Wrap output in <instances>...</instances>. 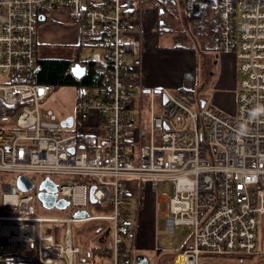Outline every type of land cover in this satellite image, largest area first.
<instances>
[{"label":"built area","instance_id":"built-area-1","mask_svg":"<svg viewBox=\"0 0 264 264\" xmlns=\"http://www.w3.org/2000/svg\"><path fill=\"white\" fill-rule=\"evenodd\" d=\"M144 2L138 0L136 8L133 0H0V173L16 175L15 183L0 184V264L9 252L32 249L37 264H106L110 257V264H136L142 188L167 181L174 191H162L154 207L159 210V200H165L168 234L185 225L192 237L169 264H216L222 255L264 257L256 244L264 214V114H251L264 105V0L217 2L218 47L236 63L233 114L207 102L195 109L167 88L159 92V108L154 89L141 90L134 104L127 77L140 63H131L126 35L133 24L142 30ZM168 2L173 17L183 20L200 0ZM150 8L156 19L161 7ZM55 9H64L89 37L91 52L80 60L107 69L102 97L86 92L75 99L76 131L73 124L63 126L52 108L42 107L50 85L17 80L38 69L40 23ZM162 14L168 21L167 11ZM92 112L97 133L87 125ZM34 174L75 178L51 179L56 199L67 201L64 208H52L67 209L66 216L35 214V207L51 208L39 201ZM19 175L32 181L31 188L17 186ZM130 181L136 183L133 207ZM91 187L94 203L109 204L111 214H88ZM81 210L86 216L76 217ZM90 221L110 224L96 230L91 250L82 251L71 226ZM43 248L58 256H43ZM145 256L149 264L152 256Z\"/></svg>","mask_w":264,"mask_h":264},{"label":"rangeland","instance_id":"rangeland-1","mask_svg":"<svg viewBox=\"0 0 264 264\" xmlns=\"http://www.w3.org/2000/svg\"><path fill=\"white\" fill-rule=\"evenodd\" d=\"M146 1V0H145ZM147 1L143 3L144 6L151 7V5ZM133 6L137 8L138 6V0H133ZM157 6V5H153ZM215 7H211L210 14L215 11ZM167 15H168V21L167 24L170 26V29H173L174 31H178L181 37H186L188 39V43H185L180 40V42H177L181 44L183 48H180L179 51H195L199 52L201 47L205 48L206 46V38H203V35L207 34L208 36H211L212 33L214 35V32H212L210 29L207 30V22L210 20V16H208L207 13L198 11L196 20V23L191 26V23H182V20L178 18V16L173 17L172 11L170 9V5L166 9ZM65 17V19H64ZM62 16L60 21L61 23H58L62 27V31H59L58 38H61V40L64 39V42H67V36L69 33L66 29L69 22L68 18L66 16ZM150 17V16H149ZM148 17V18H149ZM64 20H63V19ZM65 23H62V22ZM159 22L160 19L157 21L153 18V22ZM171 22V23H169ZM180 24V25H179ZM85 39V46L81 48L79 57L83 55H89L91 50L89 48L88 39L89 37L86 35L84 36ZM60 42V41H56ZM72 43V41H70ZM63 44V43H61ZM57 49H59L60 54H56L52 45L39 46V52L38 57H48V58H65V59H73L75 57L74 49L75 46L73 45H54ZM47 47V48H46ZM41 49V50H40ZM49 50H51L49 52ZM99 51V50H97ZM51 52H54L53 55L46 56L48 54H51ZM58 55L57 57H55ZM199 58V67L197 68L198 76L201 79H205L207 72L211 71V57L210 56H203L198 55ZM202 60V63L200 62ZM207 65V66H206ZM204 80L202 81V83ZM201 84H198V92L195 94V99L191 101L193 107L195 109H198L200 107L199 105V99H201L200 96H204L209 104H212V94L214 92V87L211 85L205 86L203 89H200ZM90 92L94 93L95 90L93 89H84L83 93ZM75 94L76 89L73 86H64L56 90H51L48 97L42 102V107H50L52 108L56 114L58 115V119L62 120L66 116H72L74 119V123L71 127L73 131H76L77 124L80 121L79 116L75 112L74 109V102H75ZM157 98L155 101V107L159 108L160 99L161 96L159 93H157ZM137 100V95H135ZM144 103L148 104L147 98H143ZM146 108V107H145ZM233 114V113H230ZM68 130V129H67ZM210 154V152H209ZM32 177L35 180V183L38 184L44 179V175L34 174ZM51 179L56 183H65L69 179H75L70 176H50ZM16 175L14 173H8V172H1L0 173V184L2 182H10L15 183ZM166 191L167 194H172L174 191V184L172 181L167 182H160L157 187H152L150 190H146L143 188L141 191V210H140V221H139V227H138V246L136 245V248L138 251L144 255H151L152 261L149 262V264H169L170 260L175 256V254L182 250L184 247L189 245L191 243V230L185 226H179L177 229L174 230L173 234L170 235L167 233V229L165 227V200L161 199L160 202V209L157 210L154 207V203L159 197L161 196V192ZM130 198V205L133 207L135 200L137 199L136 196H129ZM35 214L40 216H49V217H64L68 213V210H59L55 208L51 209H43L42 207L40 209H37L35 207ZM87 211L89 215H108L112 213L111 206L107 203L105 204H96L94 202H90V204L87 207ZM110 222H101V221H90V222H82V223H73L71 226L72 232H73V242L78 244L82 251H88L91 250V245L93 244V238L95 236L96 230L101 227H106ZM107 242L111 244L112 242V234H109L107 237ZM257 248L258 249H264V214L259 217L258 222V228H257V240H256ZM162 249V253L157 251V249ZM111 257L108 258L104 263L110 264L111 263ZM216 264H264V257H257V256H217L215 259Z\"/></svg>","mask_w":264,"mask_h":264},{"label":"crops","instance_id":"crops-1","mask_svg":"<svg viewBox=\"0 0 264 264\" xmlns=\"http://www.w3.org/2000/svg\"><path fill=\"white\" fill-rule=\"evenodd\" d=\"M146 1L151 6L156 5V0ZM217 2L218 0H216V4ZM148 3H146V5H148ZM207 4L213 5L212 0H200L196 10L190 14L187 19L182 20V23H191V26L193 27V25L196 23V20L198 19V11L205 12L208 14V16H210V20L207 22V30L210 29L212 32H214V35L212 33V35L208 37L207 34L202 36L203 38H206V46L205 48L201 47L202 50L199 52H195L193 50H184L182 52L179 51V49L183 47L177 42H180L181 40L185 43H188L189 41L186 37H181L178 31L170 29V26L166 21H164L162 10L157 14L155 19L156 21L160 19V21L153 22L151 8L147 6V9L144 11L142 30H139L135 24L131 26L126 35V46L129 53V59L131 63H134V61H139L140 63V72L134 69L127 77V85L134 104L138 102V96L141 90H143V93H145L149 89L161 90L163 88H167L176 91L179 88H184L197 93L199 91L197 85L201 84L199 87L200 89H203L207 85L214 87L211 100L213 106L227 113L234 112L237 80L236 63L232 55L224 54L219 50L215 28V20L217 18L216 9L212 14H210L211 10L209 11L208 7H205L208 6ZM62 16H66V18H68L66 11L64 9H55L50 15L46 17L48 20L46 19L41 21L38 34L39 46L40 44L47 47L52 45L53 48L51 49H54L56 54H60V52L59 49H57L54 45L76 46L80 38L79 26L71 23L70 21V23L67 25L68 29H66L69 33L67 36V42H64V39L61 40V38H58L60 37L59 31H62V27L58 24L61 23L59 21ZM62 23L65 22L63 21ZM70 41H72V43H70ZM50 51L51 50H49V52ZM53 54L54 52H51V54L46 56ZM198 55H202V58L203 56L211 57L210 64L212 66V72H207L206 77H204L205 79H201L198 76ZM42 58L44 57H40V59ZM200 62L202 63V60H200ZM203 80L204 82L202 83ZM135 95H137V100ZM157 96L158 95H155V101ZM200 97L202 100H205V102L208 103V101L204 99V96ZM143 98H146V95L143 94ZM200 101L201 100L199 99V104ZM97 122V115L95 112H92L88 119L87 125L91 127V130L94 133H97V130L100 132V130L95 127ZM98 125L99 124L97 123V126ZM128 185L130 195L135 196V181H130ZM143 188H145L147 191L150 190L146 187ZM136 245H139L138 238Z\"/></svg>","mask_w":264,"mask_h":264},{"label":"trees","instance_id":"trees-1","mask_svg":"<svg viewBox=\"0 0 264 264\" xmlns=\"http://www.w3.org/2000/svg\"><path fill=\"white\" fill-rule=\"evenodd\" d=\"M212 3L213 5L207 4L208 6H205L208 7L209 11L211 7H217L216 0H212ZM155 4L160 6L163 11L169 6L168 0H156ZM79 36L80 38L75 46V57L73 59L42 58L39 61V66L36 71L18 76L17 80L34 84H48L53 90L64 86H73L76 89V98L83 96V90L85 88L95 90L93 94L102 97L108 84L107 69L98 62L80 60L79 54L81 48L85 46L84 36H86V34L82 30ZM75 63L84 67V73L80 77H76L71 71V67ZM176 92L190 102L195 99V94L192 90L179 88ZM157 251L161 255L162 249L158 248ZM43 256L56 257L58 254L55 249L43 248ZM37 262V254L35 250L32 249L29 252L19 251L7 253L3 264H37Z\"/></svg>","mask_w":264,"mask_h":264},{"label":"water","instance_id":"water-1","mask_svg":"<svg viewBox=\"0 0 264 264\" xmlns=\"http://www.w3.org/2000/svg\"><path fill=\"white\" fill-rule=\"evenodd\" d=\"M71 71L73 72V74L76 77H80L82 76V74L84 73V67L78 63H75L72 67H71ZM203 86V85H202ZM157 93L160 92V90H156ZM162 101H165V97L163 96ZM205 104V100H201L200 101V105L203 106ZM61 124L63 126H71L72 123V118L68 117L65 120L61 121ZM80 148L82 147V145L79 146ZM71 151H73V149H70ZM17 186L21 189V190H27L29 188H31L32 186V181L30 179H28L26 176L24 175H19L17 177ZM39 192L37 194V197L39 199V201L42 203V205L46 208H52V207H57V208H64L67 204V201L64 199H56V194L54 193L56 190V185L55 183L50 179L45 177L39 184ZM94 190V187L90 188L89 191V199L91 202H95L94 197L92 196V192ZM86 211L81 210V211H77L74 215L76 217H83L86 216ZM109 232V229L107 228L104 232V234H107ZM136 264H148V260L147 257L144 254H137L136 255Z\"/></svg>","mask_w":264,"mask_h":264},{"label":"clouds","instance_id":"clouds-1","mask_svg":"<svg viewBox=\"0 0 264 264\" xmlns=\"http://www.w3.org/2000/svg\"><path fill=\"white\" fill-rule=\"evenodd\" d=\"M251 114H252L253 116H257V115H262V114H264V105H261V106H259V107H257V108H253V109L251 110Z\"/></svg>","mask_w":264,"mask_h":264},{"label":"flooded vegetation","instance_id":"flooded-vegetation-1","mask_svg":"<svg viewBox=\"0 0 264 264\" xmlns=\"http://www.w3.org/2000/svg\"><path fill=\"white\" fill-rule=\"evenodd\" d=\"M68 117H71L72 118V123H74V119H73V117L72 116H66L65 118H63L62 120H65V119H67Z\"/></svg>","mask_w":264,"mask_h":264}]
</instances>
